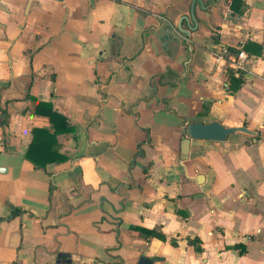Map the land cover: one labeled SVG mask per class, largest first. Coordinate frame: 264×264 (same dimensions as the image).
<instances>
[{
	"label": "crops",
	"instance_id": "obj_1",
	"mask_svg": "<svg viewBox=\"0 0 264 264\" xmlns=\"http://www.w3.org/2000/svg\"><path fill=\"white\" fill-rule=\"evenodd\" d=\"M200 1L0 0V264H264V0ZM37 102L72 128L45 168L24 158L54 130ZM210 121L253 135L182 161Z\"/></svg>",
	"mask_w": 264,
	"mask_h": 264
},
{
	"label": "trees",
	"instance_id": "obj_2",
	"mask_svg": "<svg viewBox=\"0 0 264 264\" xmlns=\"http://www.w3.org/2000/svg\"><path fill=\"white\" fill-rule=\"evenodd\" d=\"M230 7L232 10L241 13L243 0H231ZM229 80L231 90H237L241 84V79L231 76ZM36 113L46 115L52 123L54 130L53 132H48L43 129H33L32 139L24 153V158L32 163L35 168H45L49 163L64 162L66 158L55 151L53 146L56 145L58 135L69 133L72 131V128L67 126L65 117L54 111L50 104L37 102ZM139 232L146 237L152 236L162 241L165 239L163 235L154 230L140 229Z\"/></svg>",
	"mask_w": 264,
	"mask_h": 264
},
{
	"label": "water",
	"instance_id": "obj_3",
	"mask_svg": "<svg viewBox=\"0 0 264 264\" xmlns=\"http://www.w3.org/2000/svg\"><path fill=\"white\" fill-rule=\"evenodd\" d=\"M30 1L31 0H29V2ZM52 1L61 2L63 0H52ZM194 1L195 0H193V2ZM197 1H199L200 4H202V2L200 0H197ZM193 2H192L191 7H190L189 17L188 16H182L180 18V22L182 20L188 21L190 19L194 25L192 27L189 26L187 31L181 29L180 22L177 26V28L180 31H182V33L186 36H189V33L196 29V22H195L193 10H192ZM189 50H190V48H189ZM236 131L253 135V132L244 126L225 127L217 121H210V122H206V123H203V122L187 123V124H185L184 129L182 131L184 136L180 139V144H179L180 159L182 161L187 160L191 141L200 140V141H211V142H223L227 139V137L230 134H232ZM199 178H201V175H198L196 178V182L198 184L201 183ZM58 258L69 261V255L66 253H59ZM137 264H152V261L145 258V257H139Z\"/></svg>",
	"mask_w": 264,
	"mask_h": 264
},
{
	"label": "built area",
	"instance_id": "obj_4",
	"mask_svg": "<svg viewBox=\"0 0 264 264\" xmlns=\"http://www.w3.org/2000/svg\"><path fill=\"white\" fill-rule=\"evenodd\" d=\"M245 59H246V55L244 54V52L240 51L236 56L230 57L229 62L227 64L224 63L227 67L225 69L226 70L230 69L233 71L235 76H239L240 74L245 73L247 70ZM263 87H264V79H263Z\"/></svg>",
	"mask_w": 264,
	"mask_h": 264
}]
</instances>
